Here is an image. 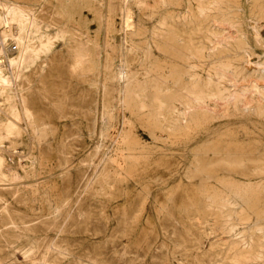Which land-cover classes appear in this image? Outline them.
Returning <instances> with one entry per match:
<instances>
[{"label": "rangeland", "instance_id": "rangeland-1", "mask_svg": "<svg viewBox=\"0 0 264 264\" xmlns=\"http://www.w3.org/2000/svg\"><path fill=\"white\" fill-rule=\"evenodd\" d=\"M21 1L39 133L2 102L0 264H264V0Z\"/></svg>", "mask_w": 264, "mask_h": 264}, {"label": "bare ground", "instance_id": "bare-ground-1", "mask_svg": "<svg viewBox=\"0 0 264 264\" xmlns=\"http://www.w3.org/2000/svg\"><path fill=\"white\" fill-rule=\"evenodd\" d=\"M29 1V0H27ZM95 1V0H94ZM97 1V0H96ZM153 1V0H152ZM260 1V0H259ZM30 2V1H29ZM109 2V1H108ZM141 2V1H139ZM167 2V1H166ZM34 3V2H33ZM66 3V2H65ZM120 3V2H119ZM124 3V2H123ZM128 3V2H127ZM133 3V2H132ZM138 3V1H137ZM144 3V1H143ZM142 3V4H143ZM62 4V3H61ZM73 4V3H72ZM76 4V3H75ZM101 4V3H100ZM129 4V3H128ZM135 4V3H134ZM133 4V5H134ZM230 4V2H229ZM102 5V4H101ZM108 5V4H107ZM119 5V4H118ZM157 5V3L155 4ZM217 5V4H216ZM258 5V4H257ZM256 5V6H257ZM75 6V5H74ZM99 6V5H98ZM123 6V5H122ZM147 6V5H146ZM89 7V6H88ZM113 7V5H112ZM120 7V5H119ZM118 7V8H119ZM126 7V6H125ZM90 8V7H89ZM121 8V7H120ZM133 8V7H132ZM256 8V7H255ZM106 11V15L111 11L110 8H107ZM257 9L259 10V13L261 16H263L264 18V5H259L257 6ZM99 10H101L99 8ZM113 10V9H112ZM122 10V9H121ZM88 12V11H87ZM108 12V13H107ZM122 19L124 21V24H126L129 21V16L128 13L130 11L127 10V8H124L122 11H120ZM97 13V12H96ZM112 13H114V11H112ZM117 13V12H116ZM115 13V14H116ZM153 13V12H152ZM156 13V12H155ZM99 14V12L97 13ZM132 14V13H131ZM102 15V14H101ZM113 15V14H112ZM100 16V15H99ZM118 16V15H117ZM149 16V15H148ZM256 16V15H255ZM259 16V15H257ZM101 17V16H100ZM116 17V16H114ZM156 17V16H155ZM154 17V18H155ZM107 18V17H106ZM109 18V17H108ZM120 20V17H118ZM230 18V17H229ZM40 19V18H39ZM156 19V18H155ZM101 20V19H99ZM117 20V19H116ZM220 20V19H218ZM237 20V19H236ZM235 20V21H236ZM252 20V19H251ZM257 20V19H256ZM112 21V20H111ZM217 21V20H216ZM261 21V20H260ZM100 22V21H99ZM109 22V21H108ZM113 22V21H112ZM126 22V23H125ZM137 22V21H136ZM157 22V21H156ZM240 22V21H239ZM238 22V23H239ZM252 22V21H251ZM264 22V21H263ZM102 23V22H101ZM114 23V22H113ZM112 23V24H113ZM141 23V22H140ZM223 23V22H222ZM237 22H235L236 24ZM241 23V22H240ZM258 23V22H257ZM57 24V23H56ZM69 24V23H68ZM104 24V22H103ZM109 24V23H108ZM111 24V22H110ZM111 24V25H112ZM118 24V23H117ZM131 24V23H130ZM138 24V23H137ZM160 24V22H159ZM225 24V23H224ZM256 24V23H255ZM65 25V24H64ZM136 25V24H135ZM240 25V24H239ZM264 25V24H263ZM40 23L34 13L33 8H31V6L28 3H25L24 1L21 0H0V114L2 113V102H6L8 104V112L11 113V115L14 117L16 116V114L18 115V117L20 118L21 121H23V123L25 124L27 129H31V131L35 134L36 131L38 132V125L37 127L32 125L31 122V113L26 105L25 102V98L22 94V88L20 87L21 85L19 84L21 78H24L23 75L25 73V71H27L35 62L36 59V49L34 48L33 45V41L36 37V34L39 32L40 30ZM66 26V25H65ZM71 26V25H70ZM137 26V25H136ZM139 26V25H138ZM226 26V25H225ZM230 26V25H229ZM234 26V24H233ZM238 26V25H237ZM241 26V25H240ZM260 26H262L260 24ZM107 27V25H106ZM109 27V26H108ZM111 27V26H110ZM114 27V26H113ZM119 27V24H118ZM123 27V26H122ZM130 27H132L130 25ZM129 27V28H130ZM228 27V26H227ZM117 28V27H116ZM141 28V27H139ZM225 28V27H224ZM235 28V27H234ZM238 28V27H237ZM254 28V27H253ZM79 29V28H78ZM107 29V28H106ZM105 29V30H106ZM120 29V28H119ZM127 29V26H126ZM144 29V28H143ZM158 29V28H157ZM240 29V28H239ZM242 29V27H241ZM262 29V28H261ZM160 30V29H159ZM257 30V29H256ZM60 31V30H59ZM62 31V30H61ZM60 31V32H61ZM113 32V29L111 30ZM120 31V30H119ZM123 31V30H122ZM129 31V30H128ZM225 31V30H224ZM259 31V30H257ZM80 32V31H79ZM109 32V31H108ZM117 32V31H116ZM138 32V31H136ZM237 32V31H236ZM119 33V32H118ZM140 33V32H138ZM155 33V32H154ZM154 33L153 36H154ZM230 33V32H229ZM235 33V32H234ZM108 34V33H107ZM111 34V33H110ZM130 34V33H129ZM242 34V33H241ZM121 35V34H120ZM237 35V34H236ZM259 35V34H258ZM156 36V35H155ZM227 36V35H226ZM235 36V35H234ZM73 37V36H72ZM106 37V36H105ZM109 37V36H108ZM141 37V36H140ZM237 37V36H235ZM239 37V36H238ZM243 37V35H242ZM123 38V37H122ZM127 38V37H126ZM203 38V37H202ZM209 38V37H208ZM230 38V37H229ZM240 38V37H239ZM113 39V38H112ZM237 39V38H236ZM259 39V38H258ZM46 40V39H45ZM111 40V39H110ZM124 40V38H123ZM262 40V39H261ZM106 42V40H104ZM144 41V40H143ZM155 41V40H154ZM243 41V40H242ZM263 41V40H262ZM12 42V47L8 48V43ZM87 42V41H86ZM122 42V41H121ZM125 42V40H124ZM141 42V41H140ZM194 42V41H193ZM260 42V41H259ZM258 42V43H259ZM88 43V42H87ZM95 43V42H94ZM93 43V44H94ZM123 43V42H122ZM121 43V45H122ZM128 43V42H127ZM131 43V42H130ZM135 43V41H134ZM167 43V42H166ZM263 42H261L262 44ZM246 44V43H245ZM256 44V43H255ZM260 44V43H259ZM104 45V44H103ZM139 45V44H138ZM164 45V44H163ZM257 45V44H256ZM95 46V45H94ZM111 46V45H110ZM108 46V48L110 47ZM244 46V45H243ZM246 46V45H245ZM97 47V46H96ZM101 47V46H100ZM124 47V46H122ZM121 47V48H122ZM126 47V46H125ZM248 47V46H247ZM39 48V47H38ZM98 48V47H97ZM129 48V46H128ZM132 48V47H131ZM135 48V47H134ZM158 48V46H157ZM160 48V47H159ZM250 48V47H248ZM262 48V46H261ZM85 49V48H84ZM133 49V48H132ZM244 49V48H243ZM40 50V49H39ZM96 50V49H95ZM112 50V49H110ZM123 49H121L122 52ZM251 50V49H250ZM264 50V49H263ZM137 51V50H135ZM244 51V50H243ZM252 51V50H251ZM100 52V51H99ZM103 52V51H102ZM131 52V50H130ZM231 52V51H230ZM242 52V50H241ZM240 52V53H241ZM101 53V52H100ZM115 53V52H114ZM109 54V53H108ZM119 54V53H118ZM131 54V53H130ZM138 54V53H137ZM135 54V55H137ZM251 54V53H248ZM97 55V54H96ZM99 55V54H98ZM97 55V56H98ZM107 55V54H106ZM191 55V54H190ZM255 55V54H253ZM252 55V56H253ZM257 55V54H256ZM114 56V55H113ZM118 56V55H117ZM116 56V57H117ZM226 56V55H224ZM239 56V55H238ZM250 56V55H249ZM115 57V56H114ZM133 57V55H132ZM254 57V56H253ZM113 58V57H112ZM235 58V57H234ZM247 58V57H246ZM259 56L256 58L258 59ZM91 59V58H90ZM104 59V58H103ZM232 59V58H231ZM244 59V58H243ZM249 59V57H248ZM255 59V58H254ZM117 60V59H116ZM263 60V59H262ZM103 62V61H102ZM101 62V64H102ZM262 62V61H261ZM260 62V64H261ZM90 63V62H89ZM131 63V62H130ZM246 63V62H245ZM106 64V63H105ZM256 64V63H255ZM258 63V66L260 65ZM263 64V63H262ZM251 65V64H250ZM129 65H127L128 67ZM257 66V65H256ZM263 67V66H262ZM251 68V67H250ZM126 69V68H125ZM128 69V68H127ZM258 69V68H257ZM261 69V67H259V70ZM264 69V68H263ZM226 70V69H225ZM240 71V70H239ZM258 72V71H256ZM261 72V71H260ZM262 72H264V70H262ZM218 73V72H217ZM237 73V72H236ZM240 73V72H239ZM119 74V72H118ZM127 74V72H126ZM130 74V73H129ZM220 74V73H219ZM261 74V73H260ZM264 74V73H263ZM98 75V74H97ZM185 75V74H184ZM222 75L225 76L226 72H222ZM254 75V74H253ZM26 76V75H25ZM113 76V75H112ZM121 76V75H119ZM123 76V75H122ZM129 76V75H128ZM261 76H263L261 74ZM113 78V77H112ZM125 78V77H124ZM127 78V76H126ZM208 78V77H207ZM263 78V77H262ZM261 78V79H262ZM264 79V78H263ZM211 80V79H210ZM104 81V80H103ZM193 81V80H192ZM93 82V81H92ZM194 82V81H193ZM127 83V82H126ZM130 83V82H129ZM164 83V82H163ZM198 83V82H197ZM207 83V82H206ZM95 84V83H94ZM189 84V83H188ZM195 84V83H194ZM241 84V83H240ZM93 85V84H92ZM168 85V84H167ZM260 85V84H259ZM195 86V85H194ZM203 86V84H202ZM103 87V86H102ZM196 87V86H195ZM207 87V86H206ZM256 87V86H254ZM104 88V87H103ZM211 88V87H210ZM253 88V87H252ZM262 88V87H261ZM199 89V88H198ZM209 89V88H208ZM237 89V88H236ZM101 90V89H100ZM123 90V89H122ZM134 90V89H133ZM197 90V89H196ZM220 90V89H219ZM261 90V89H260ZM240 91V90H239ZM224 92V91H223ZM241 92V91H240ZM244 92V91H243ZM242 92V93H243ZM264 92V91H263ZM128 93V92H127ZM129 94V93H128ZM260 94V93H259ZM195 95V94H194ZM102 96V95H101ZM137 96V95H136ZM198 96V95H197ZM228 96V95H227ZM130 97V96H129ZM128 98V97H127ZM133 98V97H132ZM192 98V97H191ZM200 98V97H198ZM237 98V95L236 97ZM245 98V97H244ZM134 99V98H133ZM137 99V98H136ZM195 99H197L195 97ZM249 99V98H248ZM263 99V98H262ZM105 100V99H104ZM130 100V99H129ZM240 100V99H239ZM238 100V101H239ZM218 101V100H216ZM236 101V99H235ZM197 103L199 101H196ZM233 102V101H232ZM245 102H249V100H245ZM107 103V102H105ZM164 103V102H163ZM162 103V104H163ZM189 103V102H188ZM200 103V102H199ZM100 104V103H99ZM190 104V103H189ZM201 104V103H200ZM261 104V103H260ZM103 105V104H102ZM4 106V105H3ZM141 106V105H140ZM108 107V106H107ZM160 107V106H158ZM102 108V107H101ZM260 108V105H259ZM104 109V108H103ZM110 109V108H109ZM140 109V108H139ZM7 110V109H6ZM171 110V109H170ZM262 110V109H261ZM264 110V109H263ZM5 111V110H3ZM103 111V110H102ZM158 111V110H157ZM6 112V113H5ZM4 113L7 115V111H5ZM111 112V111H110ZM264 112V111H263ZM106 114V111L104 112ZM161 113V112H160ZM9 115V114H8ZM10 115V116H11ZM158 115V113L156 114ZM262 115V114H261ZM9 116V117H10ZM7 117V116H5ZM104 117V115L102 116V118ZM100 118V117H99ZM101 118V119H102ZM106 118V117H105ZM117 118V117H116ZM8 119V118H7ZM12 119V118H11ZM107 119V118H106ZM14 120V119H13ZM17 120V117H16ZM159 120V119H158ZM6 121V120H5ZM10 122V121H8ZM14 122V121H13ZM35 122V121H34ZM103 122V120L101 121ZM160 122V121H159ZM7 123V122H6ZM15 123V122H14ZM29 127V128H28ZM42 127V126H41ZM25 128V129H26ZM21 130V129H20ZM22 131V130H21ZM41 131V129H40ZM27 133H29L27 131ZM39 133V132H38ZM43 132H41L40 134H42ZM40 134L38 137H40ZM19 134L18 129L12 124H4L0 121V152H6L5 154L7 155H11V152H7L5 150V146H4V141L9 140L10 143H15L16 139H11V138H16ZM20 139V138H19ZM133 140V139H132ZM13 150V149H12ZM128 150V149H127ZM14 151V150H13ZM234 151V149H233ZM217 153V152H216ZM258 153V152H257ZM14 154V153H13ZM262 154V153H261ZM237 155V154H236ZM263 155V154H262ZM261 155V156H262ZM119 156V155H118ZM238 156V155H237ZM247 156V155H246ZM6 157V156H5ZM122 158V157H121ZM252 158V157H250ZM4 161L3 160V156H0V174H3V166H4ZM7 161V160H6ZM259 161V160H258ZM261 162V161H260ZM8 163V162H7ZM126 163V162H125ZM115 165V164H114ZM122 166V165H121ZM126 167V166H125ZM241 168V167H240ZM116 169V168H115ZM226 169V168H225ZM250 169V168H249ZM242 170V169H241ZM248 170V169H247ZM122 171V170H121ZM257 171V169H256ZM253 173V172H252ZM15 174V173H14ZM254 174V173H253ZM10 175H13L10 174ZM216 177V176H215ZM260 187V186H259ZM261 189V188H260ZM264 195V194H263ZM230 197V196H229ZM227 198V197H226ZM225 196L219 198L218 200H215V202L217 204L223 205V202H225L226 200ZM229 201V200H228ZM231 202H237L236 198H230ZM259 198L255 197L252 198L251 200L249 198L242 200V202L246 205L249 206L250 209L253 210V212L256 213L257 217H260V212L258 209V203H259ZM214 203V202H213ZM228 203V202H227ZM225 203V204H227ZM51 207V206H50ZM58 207V205H57ZM60 207V206H59ZM54 208V207H53ZM222 208V207H221ZM57 209V208H56ZM50 210H52L50 208ZM53 211V210H52ZM55 211V210H54ZM264 209L261 211L263 212ZM264 213V212H263ZM262 214V213H261ZM8 216V215H7ZM6 216V217H7ZM8 218V217H7ZM262 218V217H261ZM239 220V219H238ZM5 224V223H4ZM11 224V223H10ZM19 224V223H18ZM4 226V225H3ZM256 227V226H255ZM3 228V227H2ZM18 231V230H17ZM253 233V232H252ZM1 235V234H0ZM18 239V238H17ZM16 239V240H17ZM263 239V238H262ZM19 240V239H18ZM257 240V239H256ZM261 246V245H260ZM241 247V246H240ZM46 248V247H45ZM231 248V247H230ZM256 250V249H255ZM238 251V250H237ZM32 252V251H31ZM227 252V251H226ZM237 253V252H236ZM240 253V252H239ZM45 254V253H44ZM235 253H233L234 255ZM241 254V253H240ZM238 255V254H237ZM227 256V255H226ZM241 256V255H240ZM259 256V255H258ZM257 256V257H258ZM45 257V256H44ZM260 257V256H259ZM46 258V257H45ZM223 258V257H222ZM228 258V257H227ZM237 258V257H235ZM234 259V258H233ZM256 261V259H255ZM254 261V262H255ZM236 262V261H234ZM242 262V260L240 261ZM243 262H247L243 261ZM44 263V262H43ZM221 263V262H220ZM249 263V262H248ZM247 263V264H248ZM251 263V262H250ZM36 264V263H35ZM96 264V263H95ZM229 264V263H228ZM233 264V263H232Z\"/></svg>", "mask_w": 264, "mask_h": 264}, {"label": "built area", "instance_id": "built-area-1", "mask_svg": "<svg viewBox=\"0 0 264 264\" xmlns=\"http://www.w3.org/2000/svg\"><path fill=\"white\" fill-rule=\"evenodd\" d=\"M12 47V42L8 43V48Z\"/></svg>", "mask_w": 264, "mask_h": 264}]
</instances>
